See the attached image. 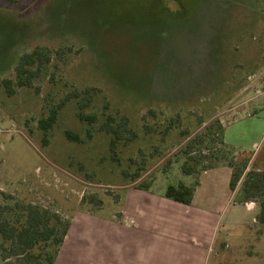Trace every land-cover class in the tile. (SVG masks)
<instances>
[{
  "label": "rangeland",
  "instance_id": "rangeland-1",
  "mask_svg": "<svg viewBox=\"0 0 264 264\" xmlns=\"http://www.w3.org/2000/svg\"><path fill=\"white\" fill-rule=\"evenodd\" d=\"M35 48L51 61L33 86L13 95L0 86V211L13 219L34 204L71 220L55 264H127L120 257L131 261L132 240H159L128 229L139 223L133 202L146 193L142 184L153 188L154 209L164 214L175 207L159 197L169 184H193L206 170L238 162L241 152L251 154L245 174L264 173V153L252 156L208 128L225 130L243 111L264 105L249 80L264 74L256 69L264 52V0H0V79L14 78L21 55ZM80 102L94 121L79 119ZM58 104L45 135L39 120ZM109 117L115 125L129 118L114 149L101 129ZM198 134L204 142L194 144L191 156L219 166L200 164L198 174L187 175L185 147ZM242 182L226 211L233 203L245 206L237 201ZM263 200L264 188L249 202L260 213ZM140 208L137 215L144 214ZM241 208L255 236L230 250V232H220L211 264H264V223Z\"/></svg>",
  "mask_w": 264,
  "mask_h": 264
},
{
  "label": "crops",
  "instance_id": "crops-1",
  "mask_svg": "<svg viewBox=\"0 0 264 264\" xmlns=\"http://www.w3.org/2000/svg\"><path fill=\"white\" fill-rule=\"evenodd\" d=\"M260 57L256 69L264 68V52H261ZM247 102H245L246 105ZM235 113L240 114L239 107ZM242 113L244 115L236 117L225 127L224 142L230 146L250 151L252 156L257 157L259 153H264V105L255 104L251 112L247 111L245 114L243 111ZM242 137L244 140L239 141ZM249 167L250 164L246 170ZM210 170L204 171L205 177H200V184L195 190L191 204L180 203L166 197L167 201L175 204V207L166 210L164 214L160 209H154L157 194L152 191L153 188L143 190L145 194H138V199L133 202V215L138 219V225L135 228H128L121 224L120 226L134 229L135 234L145 235L146 238L159 240L147 239L149 242L146 244L134 239L132 244L136 248L131 261L129 257L120 258H127L124 259V261H129L127 264H211V256L217 248L216 243L220 232H222L221 235L230 232L226 237L228 244L225 246L230 250L237 248L234 245L245 238L254 237L252 230L255 231L257 228L253 226V229H249L246 223H242L246 216L241 212V207H244L246 212H252L255 215L259 213L255 202H245V206L233 203L234 206L230 209L232 215L229 218L230 211H226L225 202L230 197L236 196L238 191V185L234 190H231L229 186L232 169L229 166H221L218 170L217 168ZM164 192H161L159 197H164ZM219 199H223L222 204L218 201ZM135 206L141 207L144 214L137 215ZM164 227L168 229V236L158 234V230ZM123 242L126 244V241ZM159 245L170 249L167 251L157 249ZM122 246L124 245L118 244L115 247L119 249ZM113 251L117 253L115 248Z\"/></svg>",
  "mask_w": 264,
  "mask_h": 264
},
{
  "label": "trees",
  "instance_id": "trees-1",
  "mask_svg": "<svg viewBox=\"0 0 264 264\" xmlns=\"http://www.w3.org/2000/svg\"><path fill=\"white\" fill-rule=\"evenodd\" d=\"M174 13V12H173ZM51 61V55L44 49L35 48L31 52L21 55L18 63L15 66L14 78L0 79V86L5 88L8 95H13L17 87H32L34 80L40 75L44 65ZM89 102V100L87 101ZM87 102H80L78 117L82 121H94L95 114H88L82 108L87 105ZM58 106H51L48 114L39 120V127L46 135L51 127L55 124L58 116ZM154 113L153 110H149ZM101 125V129L111 134V148L117 147L118 143L123 138L124 130L129 123V118L122 117L117 125L111 121ZM211 133L217 132L221 135L223 142L224 128L220 124H211L209 127ZM214 128V131H212ZM152 127L146 126V132L149 133ZM188 133V135H187ZM66 135L71 139H78V135L67 131ZM181 135L189 138V131L185 130ZM203 134H198L185 147V153L189 155L188 161L181 166L184 174L195 175L198 174L197 167L201 164L202 170L206 167H215L205 164L204 160L208 156L196 158L191 156L194 144L204 142ZM215 157V156H214ZM251 154H240V160L236 163H223L232 169L230 179V189H236L240 181L243 180L240 188L238 202H249L262 191L264 188V173L249 170L245 174V170L250 160ZM204 163V164H203ZM220 164V165H223ZM200 184L197 178L193 184H187L179 181L177 184H169L164 192V196L174 201L191 204L195 190ZM142 189L148 190L151 188L150 184H142ZM260 222L264 223V200L261 205V212L259 213ZM71 229V220L64 218L57 212L41 208L34 204L23 206L19 214L13 219L10 216L3 215L0 211V257L3 264H55L60 249L64 243V239Z\"/></svg>",
  "mask_w": 264,
  "mask_h": 264
},
{
  "label": "built area",
  "instance_id": "built-area-1",
  "mask_svg": "<svg viewBox=\"0 0 264 264\" xmlns=\"http://www.w3.org/2000/svg\"><path fill=\"white\" fill-rule=\"evenodd\" d=\"M249 80L252 81L250 87L254 86L255 88H257V93L260 94L262 99L264 100V74H262V76L257 79L250 76Z\"/></svg>",
  "mask_w": 264,
  "mask_h": 264
}]
</instances>
